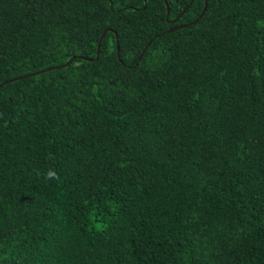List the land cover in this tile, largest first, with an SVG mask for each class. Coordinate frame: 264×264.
<instances>
[{"label":"trees","instance_id":"1","mask_svg":"<svg viewBox=\"0 0 264 264\" xmlns=\"http://www.w3.org/2000/svg\"><path fill=\"white\" fill-rule=\"evenodd\" d=\"M167 1L0 0V264H264V0Z\"/></svg>","mask_w":264,"mask_h":264},{"label":"water","instance_id":"2","mask_svg":"<svg viewBox=\"0 0 264 264\" xmlns=\"http://www.w3.org/2000/svg\"><path fill=\"white\" fill-rule=\"evenodd\" d=\"M164 1H165V4H166V7H167V13H168V15H169V14H170V5H169V3H168L167 0H164ZM189 8H190V5L187 6V7L184 9V11L182 12V14H181L178 18H176V19L173 20V21H170L169 23H170V24H175V23H177V22L179 21V19H180V18H181L186 12H187V10H188ZM207 9H208V0H206V2H205V7H204L203 12H202L201 15L199 16V18H198L197 20H195L194 23H197L198 20L201 19V18L203 17V15L206 13ZM184 27H185V26H181V27H178V28L171 29V30L168 31V33L175 32L176 30H178V29H180V28H184ZM104 35H105V33L103 34V36H102V38H101V41H100V43H99V45H98V51H97L98 56H97V58H98L99 55H100V51H101V43H102V41H103ZM144 53H145V51L143 52V54H142L141 57L139 58L140 60L142 59ZM118 58H119V60H120L119 53H118ZM73 59H74V58H72L69 62H67V63H66L65 65H63V66L53 67V68H48V69L42 70V71H40V72L31 73V74H29V75H27V76H25V77H21V78H18V79H25V78H29V77H34V76H37V75L42 74V73H45V72H50V71H53V70H57V69H61V68L67 67V66L70 65V63L73 61ZM13 81H16V80L14 79Z\"/></svg>","mask_w":264,"mask_h":264},{"label":"clouds","instance_id":"3","mask_svg":"<svg viewBox=\"0 0 264 264\" xmlns=\"http://www.w3.org/2000/svg\"><path fill=\"white\" fill-rule=\"evenodd\" d=\"M39 175V173H37ZM44 178L46 180H59V175L54 170H49L47 173L44 174Z\"/></svg>","mask_w":264,"mask_h":264}]
</instances>
